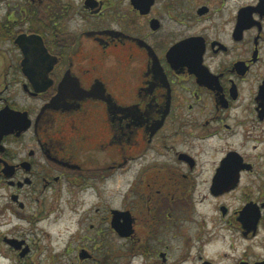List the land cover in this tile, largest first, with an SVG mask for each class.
<instances>
[{
	"label": "flooded vegetation",
	"instance_id": "af4514ba",
	"mask_svg": "<svg viewBox=\"0 0 264 264\" xmlns=\"http://www.w3.org/2000/svg\"><path fill=\"white\" fill-rule=\"evenodd\" d=\"M0 264H264V0H0Z\"/></svg>",
	"mask_w": 264,
	"mask_h": 264
},
{
	"label": "rangeland",
	"instance_id": "374dc122",
	"mask_svg": "<svg viewBox=\"0 0 264 264\" xmlns=\"http://www.w3.org/2000/svg\"><path fill=\"white\" fill-rule=\"evenodd\" d=\"M130 180L128 169L124 168L106 178L95 191L58 195L54 203L55 212L46 224L50 248L58 251L73 236H94L91 225H99L100 216L108 211L107 208H122L127 203ZM122 242L116 243V246L124 251ZM79 244L74 243V246Z\"/></svg>",
	"mask_w": 264,
	"mask_h": 264
},
{
	"label": "water",
	"instance_id": "95a60500",
	"mask_svg": "<svg viewBox=\"0 0 264 264\" xmlns=\"http://www.w3.org/2000/svg\"><path fill=\"white\" fill-rule=\"evenodd\" d=\"M118 213V212H117ZM129 213H126V215H128ZM128 226V222L123 226V228H125V227H127ZM121 235H123L122 233H121ZM124 236V235H123Z\"/></svg>",
	"mask_w": 264,
	"mask_h": 264
}]
</instances>
